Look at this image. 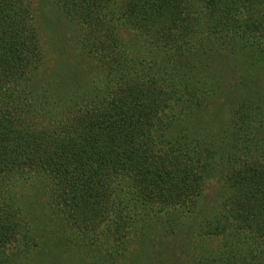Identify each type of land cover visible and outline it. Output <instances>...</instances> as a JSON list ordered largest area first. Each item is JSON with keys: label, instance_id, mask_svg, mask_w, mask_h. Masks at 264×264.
<instances>
[{"label": "trees", "instance_id": "16d2710c", "mask_svg": "<svg viewBox=\"0 0 264 264\" xmlns=\"http://www.w3.org/2000/svg\"><path fill=\"white\" fill-rule=\"evenodd\" d=\"M10 1L13 3L4 9L5 15L0 21L8 33L0 40V80L5 79L4 73L23 74L28 60L37 56L35 41L25 34L20 39L23 31L12 29L16 21L29 17L28 8L21 5L20 0ZM60 2L67 9L66 16L71 23L85 28L86 46L91 48L85 49L99 52L94 61L114 63L113 68L106 71L109 74L103 73L102 78L106 81L103 87L113 97L114 106L110 104L116 114L100 122L93 123L89 114L80 122H71L74 132L80 127L86 133L89 148L93 147L92 154L103 151L105 156L98 167H91L92 163L89 167L82 166L80 161L77 163L76 155L84 153L86 160L93 156L86 143L77 146L60 127V132L54 130L53 133L40 123L34 130L27 127L23 116L30 109H36V103L34 105L20 90L12 98L4 94L0 107V191L40 164L45 171L39 176L47 178L48 167L55 175L67 174L63 168L67 162L58 160L64 150L73 154L74 172L78 170L88 179V183L79 180L68 187L74 199L86 192L89 197L90 189L95 188L93 176L108 166L115 174L130 171L145 194L161 204V211L176 205L191 207L195 189L189 188L186 182H201L206 176L204 169L209 166L208 161L214 160L215 154H221L227 141L222 138L220 148L217 145L215 151L199 149L204 140L189 119L202 104L204 108L211 106L212 94L226 98L223 90L233 85L231 64L237 68L246 64L254 67V61L264 56V0ZM122 35L131 38L123 42ZM249 85L240 82L232 88L241 94L237 101L231 98L235 106L229 128L233 148H229L231 179L227 180L230 196L225 203L226 212L220 219H214L215 226L204 225V230L227 232L231 239L232 264L242 258L248 264H264V153L259 160L239 161L240 158L246 160L252 152H264V96H255L261 92L256 86L252 94L253 87ZM184 100L196 110L192 106L189 108L194 112L183 108ZM227 101L223 99L222 103ZM37 108L39 110V106ZM250 114L255 119L253 125V121L246 123ZM142 143L144 147L138 148ZM178 166L186 170L180 171ZM89 203L96 202L90 200ZM16 214L22 216V210L6 204L0 197V256L5 245L15 237L30 238L32 225L17 219ZM85 218L82 215V220ZM222 220L225 225L220 224ZM14 254L13 257L23 262L19 253ZM12 256L1 257L0 261L14 264Z\"/></svg>", "mask_w": 264, "mask_h": 264}, {"label": "rangeland", "instance_id": "374dc122", "mask_svg": "<svg viewBox=\"0 0 264 264\" xmlns=\"http://www.w3.org/2000/svg\"><path fill=\"white\" fill-rule=\"evenodd\" d=\"M11 3L10 0H0V21L5 15L4 9ZM20 4L25 5L30 14L21 22L16 21L17 25L12 29L23 31L20 39L25 34L35 41L37 56L28 60L23 74H3L5 79L0 80V107L4 103V94L12 98L19 90L22 95L25 92L24 96L39 106V110L31 107L23 116L27 127L34 130L33 127L40 123L52 133L54 130L60 132L62 128L68 140L77 142L76 145L85 146L86 143L88 152L92 154L93 147L89 148L86 133L80 127L74 132L71 122H80L87 114L92 115L93 123L109 120L116 114L110 104L114 106L113 97L103 87L106 81L102 78L103 73L109 74L106 71L113 68L114 63L94 61L99 52H90L91 48L86 46L85 28L71 23L66 16L67 9L61 6L60 0H20ZM4 30L0 23V40L8 34ZM128 38L131 37H124L123 42H127ZM263 60L264 56L261 55L254 61V67L246 64L237 68L231 64L233 85L223 90L226 98L212 94L209 97L211 106L204 108L202 104L196 110L193 105L187 104L188 99L182 101L183 108L188 107L190 112H194L192 108L196 110L189 120L197 127L200 139L204 140L199 149L215 151L220 148L219 142L223 139L227 141V147L220 151L221 154H215L214 160L208 161L209 166L204 169L206 176L202 181L197 184L186 182L189 188L195 189L191 195L194 199L191 207L176 205L161 211V204L145 194L144 188L137 185L130 171H125L123 175L115 174L108 166L93 176L95 188L90 189L89 197L86 192L74 199L68 187L79 180L88 183V179L78 170L74 172L73 154L63 150L58 160L67 162L63 166L67 174L55 175L46 165L49 176H39L40 172L45 171L40 164L34 171L29 170L23 178L9 182L0 191V197L6 204L22 210L23 215L16 214L17 219L23 220L26 225L31 224L30 229H33L29 239L17 236L13 242L6 244L0 260L1 257L10 258L13 253H19L18 257L22 256L23 262L12 256L14 264H232L231 239L227 232L221 229L217 232L204 230V225L215 226L214 219H220L222 213L225 214V203L230 196L227 180L231 179L229 148L233 147L229 128L235 106L231 104V98L237 101L241 94L232 91V88L235 83L247 82L250 88L253 87L252 94L256 86L261 92L256 91L255 96H264ZM0 68L1 71V63ZM120 92L123 94V90ZM223 99H228V103L223 104ZM249 121H253L251 125L255 124L251 114L246 118V123ZM141 146L144 147V143L137 147ZM222 151H226V154ZM263 153L252 152L246 160L240 158L239 161L259 160ZM82 155L84 153L75 157L77 163L80 161L84 167H89L91 163V167H98L105 156L103 151L92 154L87 160ZM178 167L180 171L186 170L184 166ZM103 171L106 173L101 174ZM87 187L89 189L90 185ZM90 200L96 203L90 204ZM82 215L86 217L84 220ZM219 222L226 224L223 220ZM235 262L248 264L244 258Z\"/></svg>", "mask_w": 264, "mask_h": 264}]
</instances>
